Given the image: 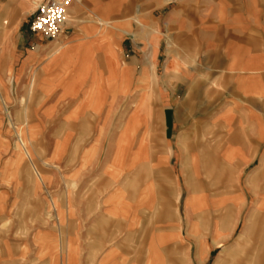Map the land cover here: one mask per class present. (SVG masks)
I'll use <instances>...</instances> for the list:
<instances>
[{
  "label": "crops",
  "instance_id": "crops-1",
  "mask_svg": "<svg viewBox=\"0 0 264 264\" xmlns=\"http://www.w3.org/2000/svg\"><path fill=\"white\" fill-rule=\"evenodd\" d=\"M44 1L0 0V264H264V0Z\"/></svg>",
  "mask_w": 264,
  "mask_h": 264
},
{
  "label": "built area",
  "instance_id": "built-area-1",
  "mask_svg": "<svg viewBox=\"0 0 264 264\" xmlns=\"http://www.w3.org/2000/svg\"><path fill=\"white\" fill-rule=\"evenodd\" d=\"M72 0H46L40 3L30 23V32L47 40H56L67 23Z\"/></svg>",
  "mask_w": 264,
  "mask_h": 264
},
{
  "label": "rangeland",
  "instance_id": "rangeland-1",
  "mask_svg": "<svg viewBox=\"0 0 264 264\" xmlns=\"http://www.w3.org/2000/svg\"><path fill=\"white\" fill-rule=\"evenodd\" d=\"M67 16H68V14H67ZM68 18H69V16H68ZM68 21H69V19H68ZM26 30H27V25H26V27H24L23 31L25 32ZM28 38H31V37L28 36ZM34 39H35V38H34ZM34 39H32V40H34ZM23 133H24V131H23L22 128H21V129H18L19 138H22V140H24V143L26 144V147H27L28 142L25 140ZM19 140H20V139H19ZM27 148H28V147H27Z\"/></svg>",
  "mask_w": 264,
  "mask_h": 264
},
{
  "label": "bare ground",
  "instance_id": "bare-ground-1",
  "mask_svg": "<svg viewBox=\"0 0 264 264\" xmlns=\"http://www.w3.org/2000/svg\"><path fill=\"white\" fill-rule=\"evenodd\" d=\"M37 7V6H36ZM67 20H68V16H67Z\"/></svg>",
  "mask_w": 264,
  "mask_h": 264
}]
</instances>
